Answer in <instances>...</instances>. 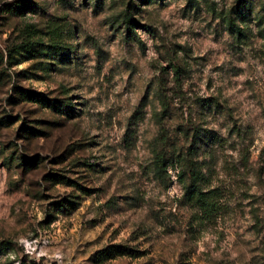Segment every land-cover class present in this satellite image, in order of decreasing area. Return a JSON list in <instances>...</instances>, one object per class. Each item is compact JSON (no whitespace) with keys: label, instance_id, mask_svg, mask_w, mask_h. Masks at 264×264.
<instances>
[{"label":"rangeland","instance_id":"rangeland-1","mask_svg":"<svg viewBox=\"0 0 264 264\" xmlns=\"http://www.w3.org/2000/svg\"><path fill=\"white\" fill-rule=\"evenodd\" d=\"M263 4L0 0V264H264Z\"/></svg>","mask_w":264,"mask_h":264},{"label":"trees","instance_id":"trees-1","mask_svg":"<svg viewBox=\"0 0 264 264\" xmlns=\"http://www.w3.org/2000/svg\"><path fill=\"white\" fill-rule=\"evenodd\" d=\"M263 10H264V4H263ZM173 161L175 162H180L181 166L186 165V160L184 159V157H181L180 155H177L173 160H168L166 161V163L164 162L163 159H157V165L161 166L162 168H165L167 163H172ZM178 177H180V175H178ZM190 177L192 179V183L190 186V191H189V196H194V201H193V205H195L196 207H198L201 210H205L207 206H210L212 203L209 204V200H207V195L210 194L211 191H202V189L198 186V179H199V175L196 171V169L193 168L191 169V173H190ZM116 253L121 252V253H131L130 250H128L127 248H121L120 247H116V248H106L105 250H102L99 254H101L100 256L103 257L105 254L110 253L111 251H115Z\"/></svg>","mask_w":264,"mask_h":264}]
</instances>
